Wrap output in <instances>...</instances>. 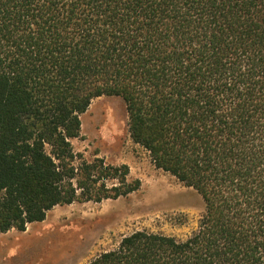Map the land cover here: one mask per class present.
<instances>
[{"label": "trees", "instance_id": "1", "mask_svg": "<svg viewBox=\"0 0 264 264\" xmlns=\"http://www.w3.org/2000/svg\"><path fill=\"white\" fill-rule=\"evenodd\" d=\"M104 95L204 210L184 239L137 230L86 264H264V0H0L1 232L139 189L73 146Z\"/></svg>", "mask_w": 264, "mask_h": 264}, {"label": "rangeland", "instance_id": "2", "mask_svg": "<svg viewBox=\"0 0 264 264\" xmlns=\"http://www.w3.org/2000/svg\"><path fill=\"white\" fill-rule=\"evenodd\" d=\"M81 122L82 137L72 141L75 150L88 160L128 165V180H140L139 189L116 199L57 205L24 231H0V264H86L134 231L184 239L197 227L204 210L202 196L157 168L150 153L132 140L122 96L95 98ZM106 183L111 187L118 180Z\"/></svg>", "mask_w": 264, "mask_h": 264}, {"label": "bare ground", "instance_id": "3", "mask_svg": "<svg viewBox=\"0 0 264 264\" xmlns=\"http://www.w3.org/2000/svg\"><path fill=\"white\" fill-rule=\"evenodd\" d=\"M162 185V184H161ZM161 187H163L164 188V186H161ZM161 187H157V188H155L156 189V191H159L160 190V188ZM57 213V212H56ZM70 213V212H69ZM53 218V217H52Z\"/></svg>", "mask_w": 264, "mask_h": 264}]
</instances>
